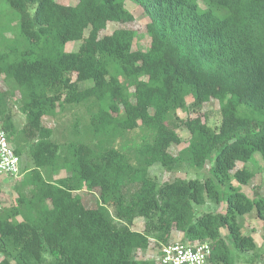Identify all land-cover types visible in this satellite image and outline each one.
I'll use <instances>...</instances> for the list:
<instances>
[{"label": "trees", "instance_id": "obj_1", "mask_svg": "<svg viewBox=\"0 0 264 264\" xmlns=\"http://www.w3.org/2000/svg\"><path fill=\"white\" fill-rule=\"evenodd\" d=\"M126 1L0 0V75L25 115L17 128L0 91V124L23 172L15 202L0 206V264H155L134 251L171 242L173 230L210 244L206 264H235L257 246L238 219L253 211L264 221V194L241 190L256 154L264 170V0H129L148 16L146 49L132 48L133 29L102 33L134 19ZM211 99L215 124L202 111ZM79 106L83 132L75 124L59 142L43 118ZM179 128L189 140L174 155ZM154 164L208 168L202 179L158 182ZM92 189L97 203L86 207ZM138 217L142 230L132 228Z\"/></svg>", "mask_w": 264, "mask_h": 264}, {"label": "rangeland", "instance_id": "obj_2", "mask_svg": "<svg viewBox=\"0 0 264 264\" xmlns=\"http://www.w3.org/2000/svg\"><path fill=\"white\" fill-rule=\"evenodd\" d=\"M67 4H74L76 0H58ZM127 8L133 13L134 19L130 22L126 23H118V22H108L106 25L104 33H111L114 29L119 27L130 28L136 31V36L133 41L132 48L137 49H146L149 46L150 39L146 34V23L148 21V16L143 11V8L133 2L127 0L126 1ZM9 36V33H7ZM78 42H69L66 44L67 50H74L77 48ZM82 86H87V83H83ZM0 91L4 95V103L6 109L11 113L12 118L17 126V128H21L25 123V115L19 109V94L13 83L7 82L3 80L0 75ZM191 98L187 97V102H190ZM202 111L206 112L209 117V121L211 124H215L219 122V104L215 99H211L206 102ZM189 113L187 111L178 109L177 115L181 118H186ZM194 115V114H190ZM88 122V113L87 109L84 106H79L75 108L64 109L63 111H59L56 116L53 117H44L43 123L44 125L51 127L54 130L53 137L57 139L59 142L67 141L71 135V129L76 124L78 130L82 133L84 126ZM178 134L181 138V141L177 144H172L169 148L172 154H177L180 149L185 147L188 144L189 133L185 128H179ZM138 132V130L136 131ZM136 132L129 134L130 144L132 141H135V138H138ZM135 133V135H134ZM22 165L23 167L29 166L30 160L27 159L25 155L22 156ZM263 162L259 154L255 155V163H250L249 166L255 168L257 170L255 176L250 180L248 185H245L241 188L248 196H253V192L259 189V192L264 194V170H262ZM242 163L238 162L237 167H241ZM208 164L201 170H196L194 168L189 167L187 164H182L173 169H167L160 164H154L149 169V174L156 179L158 182L163 181H171L174 178H200L202 179L207 172ZM63 174V173H62ZM19 179H8L6 177L3 178V182L0 183V206H8L13 204L17 198V191L14 188V184L19 181ZM82 201L86 207H94L97 203V190H87L82 192ZM223 203L216 205L206 203L205 205L199 206L194 205L195 211H221L223 209ZM239 223L242 226V230L245 233L250 234L254 240L256 241V248L253 251H248L244 253H239L237 256V261L235 264H264V221L260 220L254 212L245 214L239 217ZM144 227V219L138 217L134 220L132 228L135 230H142ZM225 232V231H224ZM171 241H181L182 233L176 230L171 232L170 236ZM159 244L155 243L152 239H150L149 246L146 249H137L134 251L133 256L136 259H147L154 261L155 264L158 263L159 259ZM253 257V258H252ZM249 258L253 260L251 262H247ZM1 259V255H0Z\"/></svg>", "mask_w": 264, "mask_h": 264}, {"label": "built area", "instance_id": "obj_3", "mask_svg": "<svg viewBox=\"0 0 264 264\" xmlns=\"http://www.w3.org/2000/svg\"><path fill=\"white\" fill-rule=\"evenodd\" d=\"M20 156L8 140L6 131L0 124V183L3 178L19 179L22 176ZM211 253L207 242L171 241L159 249V264H206Z\"/></svg>", "mask_w": 264, "mask_h": 264}]
</instances>
